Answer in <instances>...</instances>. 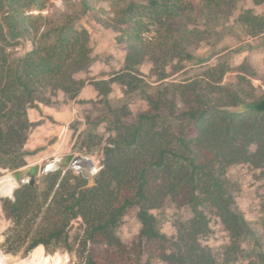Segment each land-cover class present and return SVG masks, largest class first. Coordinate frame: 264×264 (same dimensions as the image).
<instances>
[{"label":"trees","instance_id":"16d2710c","mask_svg":"<svg viewBox=\"0 0 264 264\" xmlns=\"http://www.w3.org/2000/svg\"><path fill=\"white\" fill-rule=\"evenodd\" d=\"M111 1L108 16L94 0H64L55 14L42 12L51 0H0L1 166L19 168L33 153L25 143L37 122L30 121L28 110L39 107L43 88H60L73 100L91 83L106 98L117 81L127 90H140L148 102L147 109L126 121L105 99L112 127L92 185L82 172L62 167L16 188L14 198L5 199L4 208L15 224L14 241L28 242L24 255L33 249L28 257L54 264L43 245L70 247V225L80 217L78 256L84 264H228L241 258L246 242L254 245L257 258L248 264L264 262L259 237L226 176L230 167L244 165L264 177V111L222 108L260 99L224 86L228 68L222 63L193 78L164 81L154 93L136 74L144 58L160 48L154 49L150 33L152 40L163 37L168 55L173 48L190 59L194 56L183 46L181 27L195 22L193 14L216 17L241 0ZM252 1L260 12L244 9L239 21L250 36H258L264 33V0ZM85 16L118 33L125 62L114 77H88L93 63L90 32L79 24ZM26 41L32 48L19 54L16 48ZM159 59L157 55L153 60ZM166 77L162 73L160 79ZM167 199L192 212L188 224L172 234L162 230L156 213ZM132 207L137 208L141 229L129 247L116 228ZM210 211L228 234L224 262L201 239L211 230ZM59 253L69 264L68 255Z\"/></svg>","mask_w":264,"mask_h":264},{"label":"rangeland","instance_id":"374dc122","mask_svg":"<svg viewBox=\"0 0 264 264\" xmlns=\"http://www.w3.org/2000/svg\"><path fill=\"white\" fill-rule=\"evenodd\" d=\"M94 6L104 8L105 15L112 14L111 0H94ZM63 7L64 0H51L48 9L42 12L55 14ZM249 8L256 12L261 10L254 5L252 0H241L236 6L225 9L216 17L193 14L195 22L183 25L180 30L185 35L183 46L194 56L190 59L180 57L172 50V47L168 55L169 45L163 44V37L159 40H152L153 33H150L148 40L151 39L154 43L155 50L159 46L160 48L155 55L153 52L144 58L137 70V76L146 85L148 91L154 93L164 81L193 78L205 73L209 66L222 63L228 68L223 80L224 86L242 90L244 93H254L258 99H261L264 96V33L250 36L239 21L240 13ZM33 12L39 13L40 11L34 10ZM79 24L86 26L90 32L93 63L88 77L94 79L114 77L123 68L125 62V51L117 42L118 33L112 27H106L101 20L97 21L90 16L83 17ZM31 48L32 43L26 41L16 50L19 54H24ZM157 55L160 58L159 63L153 60ZM162 73L167 75L165 79H160ZM113 85L112 91L104 98L91 83H86L73 100H69L60 88L41 89L37 99L39 107H32L28 110L30 121L37 122L30 130L25 143V148L33 153L19 168L11 169L0 165V182H8L11 177H15V172L30 167L36 162L42 164L50 159L65 158L70 154L89 156L97 169L95 175L102 168L103 146L109 138L112 127L110 120L113 114L109 111L105 99L120 111L121 117L126 121H129L137 112L148 108V102L140 90H127L117 81ZM56 112L64 113V118L59 119ZM91 148L93 150L90 151ZM66 168L74 170L75 173L82 172L81 168L77 169L72 166ZM226 176L240 208L253 226L264 250V177L259 171L250 170L244 165L230 167ZM24 184L26 183L16 179V182L11 185L10 193L0 192V255L9 264H19L22 261L29 264H43L38 257H28L33 249L23 254L28 242L21 244L14 241L15 224L4 208L5 199L14 198L15 189ZM156 213L162 230L167 234H172L178 226L187 225L192 217L191 209L179 207L171 199H167L160 209L156 210ZM209 217L211 218V230L201 239L203 244L210 248L221 262H224V248L228 241V234L212 211L209 212ZM140 229L137 208L132 207L127 210L116 228V235L125 246L130 247L138 240ZM70 234V247L68 248L59 245H50L47 248L39 244L44 246L47 255L53 254L54 264H66V260L59 251L68 255L69 264H84L78 256L79 240L83 234L80 217L72 221ZM250 259H257L254 245L246 242L241 258L228 264H248ZM258 264H264V262L260 261Z\"/></svg>","mask_w":264,"mask_h":264},{"label":"water","instance_id":"95a60500","mask_svg":"<svg viewBox=\"0 0 264 264\" xmlns=\"http://www.w3.org/2000/svg\"><path fill=\"white\" fill-rule=\"evenodd\" d=\"M223 109H227L232 112H245L248 110L264 111V96L258 101H246L241 102L237 105H223ZM55 167L52 170L47 169V162L45 163H35L28 167L27 169H20L14 173V176L17 180L23 183H33L36 178L41 175L48 173L49 171L56 170L58 168L72 166L74 168H81L85 176L89 178V185L94 183V173L97 171L94 161L86 155H76L70 154L65 158L58 159L55 161ZM30 174L31 178L23 181L22 177L24 174Z\"/></svg>","mask_w":264,"mask_h":264},{"label":"bare ground","instance_id":"6f19581e","mask_svg":"<svg viewBox=\"0 0 264 264\" xmlns=\"http://www.w3.org/2000/svg\"><path fill=\"white\" fill-rule=\"evenodd\" d=\"M58 159H50V160H48V162H47V169L48 170H52L54 167H55V161H57ZM36 163H38V162H36ZM41 164V163H40ZM28 168V167H27ZM27 168H24V169H27ZM31 178V175L30 174H28V173H26V174H24V176L22 177V180L23 181H26V180H28V179H30ZM16 182V179H15V177H11L10 178V180L8 181V182H6V183H4V182H0V192H2L3 194H8V193H10V191H11V189H12V184L13 183H15ZM0 264H9V263H7V262H5L3 259H2V257H1V255H0ZM19 264H29V263H27V262H24V261H22V262H20Z\"/></svg>","mask_w":264,"mask_h":264},{"label":"crops","instance_id":"0c3cea01","mask_svg":"<svg viewBox=\"0 0 264 264\" xmlns=\"http://www.w3.org/2000/svg\"><path fill=\"white\" fill-rule=\"evenodd\" d=\"M56 116H58L59 119H62V118H64L65 115H64V113L62 114V113L56 112Z\"/></svg>","mask_w":264,"mask_h":264}]
</instances>
